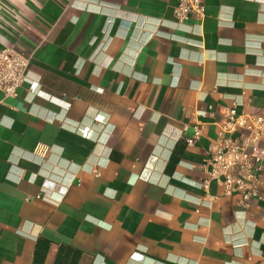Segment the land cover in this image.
Listing matches in <instances>:
<instances>
[{
	"label": "crops",
	"instance_id": "1",
	"mask_svg": "<svg viewBox=\"0 0 264 264\" xmlns=\"http://www.w3.org/2000/svg\"><path fill=\"white\" fill-rule=\"evenodd\" d=\"M179 1L0 0L30 81L0 91V264L260 263L264 176L246 209L196 184L227 110L264 118V0Z\"/></svg>",
	"mask_w": 264,
	"mask_h": 264
},
{
	"label": "built area",
	"instance_id": "2",
	"mask_svg": "<svg viewBox=\"0 0 264 264\" xmlns=\"http://www.w3.org/2000/svg\"><path fill=\"white\" fill-rule=\"evenodd\" d=\"M173 15L177 26L184 25L190 16L200 20L204 15L202 0H180ZM157 34L160 31L156 30L153 35ZM24 83L30 84L27 60L11 49L0 50V91L7 97H14L16 89ZM220 127L218 141L210 148L206 166L209 167V179L196 184V187L207 193L209 181L214 180L222 187L225 197H239V205L246 209L250 201L261 199L264 118L238 116L235 109H230L226 111ZM235 133L238 134L237 139L226 137ZM199 138L200 129L195 127L193 138L186 139V144L192 146ZM208 202L199 199L195 203L201 206Z\"/></svg>",
	"mask_w": 264,
	"mask_h": 264
},
{
	"label": "rangeland",
	"instance_id": "3",
	"mask_svg": "<svg viewBox=\"0 0 264 264\" xmlns=\"http://www.w3.org/2000/svg\"><path fill=\"white\" fill-rule=\"evenodd\" d=\"M259 264H264V257H262V260L260 261Z\"/></svg>",
	"mask_w": 264,
	"mask_h": 264
}]
</instances>
